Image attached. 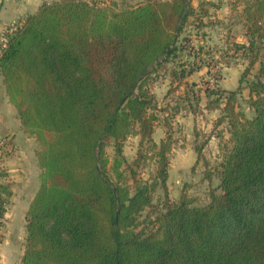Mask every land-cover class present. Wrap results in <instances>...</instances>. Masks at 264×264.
<instances>
[{
    "label": "trees",
    "instance_id": "trees-1",
    "mask_svg": "<svg viewBox=\"0 0 264 264\" xmlns=\"http://www.w3.org/2000/svg\"><path fill=\"white\" fill-rule=\"evenodd\" d=\"M126 1H45L5 29L0 78L24 131L36 139L42 169L26 214L22 264H264V0H245L247 38L233 52L247 59L238 87L205 90L204 108L222 109L215 128L224 124L229 133L223 159L206 171L211 185L213 175L219 178L206 202L187 185L169 196L175 140L171 132L154 138L159 116L150 80L184 54L187 24L207 26L209 10L191 0ZM202 48L192 65L172 67L180 84L214 58ZM224 53L230 65L234 54L228 47ZM258 62L247 79L245 110L243 81ZM201 101L200 92L185 90L183 108L200 113ZM131 135L140 136L132 161L124 153ZM211 136L194 146L198 159ZM4 147L0 139V161ZM149 158L159 162L151 180L138 173ZM0 177L1 220L11 183ZM158 186L166 192L164 207L141 219L154 208Z\"/></svg>",
    "mask_w": 264,
    "mask_h": 264
},
{
    "label": "rangeland",
    "instance_id": "rangeland-1",
    "mask_svg": "<svg viewBox=\"0 0 264 264\" xmlns=\"http://www.w3.org/2000/svg\"><path fill=\"white\" fill-rule=\"evenodd\" d=\"M109 1V0H108ZM119 3L122 0H117ZM143 0H128L125 4L135 5ZM191 3L201 10L202 3L204 8L209 10L210 15L204 17L207 26L203 28L197 27L195 23L189 22L185 31L186 35L190 33V41L182 40V43L188 46L184 54L173 59L167 64L168 71L160 69L150 80L151 91L155 94L157 99V108L153 110L159 116V124L154 131V138L160 141L168 132L172 133L175 140L174 148L169 154V196L171 199L177 198L182 188L187 185L188 192L194 196H198L202 202L209 200V192L212 186L219 183V178L213 175V184L211 185L205 178L206 171H213L223 159L224 143L229 137L226 126L221 125L215 128L214 121L222 113V109L204 108L208 102L206 96V88L216 91L222 87L235 86L236 79L242 75L247 66V59L242 50H238L234 43H242L246 41V26L244 24V7L245 0H191ZM193 18V17H192ZM195 19V18H193ZM192 21V20H191ZM228 45V46H227ZM203 46L202 53L214 58H208L206 64L202 69L193 72L184 78L181 84L179 78H173L171 75L172 67L181 68L192 65L196 59L197 51ZM193 47V49H191ZM228 47V53L234 54L230 65H227L228 56L221 57V53ZM226 48V49H225ZM225 49V50H224ZM192 52V55H190ZM196 52V53H195ZM230 58V59H232ZM198 59V58H197ZM264 61V58H263ZM260 63H256L252 68L251 73L246 75L243 81V97L240 99L241 107L248 110V105L245 99L248 97L249 90L247 88V79H252L253 74L258 71ZM264 77V76H263ZM185 90L192 96V91L200 92L202 94V101L200 107L202 112L193 113L185 108L184 96ZM224 96V95H223ZM218 97L217 94L211 95L213 101ZM221 99V98H220ZM222 101L224 100L221 99ZM221 102V106H223ZM208 107V106H206ZM173 114V116L171 115ZM166 121L170 122V126H166ZM218 132L221 135H218ZM207 142L201 159L195 158L194 146L196 143L200 144L206 140L207 136L211 135ZM34 147L36 146V139L33 137ZM139 135H131L125 141L124 153L128 160L132 161L137 157L139 149ZM35 151V148H34ZM107 152L111 158L114 157L113 146L107 148ZM8 151L4 149V155ZM152 153V151H151ZM197 155V152H196ZM0 172L4 173L7 181L11 183V194L7 196V211L10 213L11 224L6 226V218L0 220L1 238L4 232L9 229L8 236L9 243H15V247L20 244L21 250L23 241L26 237V214L27 208L33 192L38 189L40 180V171L37 158L33 156L30 160V166L25 171L16 169L14 176H9L6 168H3L4 156L1 157ZM158 158L148 159V162L138 168V173L144 179H150L156 175L159 166ZM195 159V160H194ZM209 164L205 166V163ZM15 167V166H14ZM20 172V173H19ZM19 173V174H18ZM38 178V180H37ZM7 182V183H8ZM37 188V189H36ZM165 190L158 186L155 190L154 208H148L141 219L150 212L152 218H155L158 212L164 207L166 202ZM147 227H152L153 223L147 219L145 221ZM25 235V236H24ZM1 241V239H0ZM25 246V241H24ZM3 253H0V264H6V261L17 258L20 260V253L13 250V246H5ZM14 258V259H15ZM20 264V263H19ZM22 264V262H21Z\"/></svg>",
    "mask_w": 264,
    "mask_h": 264
},
{
    "label": "crops",
    "instance_id": "crops-1",
    "mask_svg": "<svg viewBox=\"0 0 264 264\" xmlns=\"http://www.w3.org/2000/svg\"><path fill=\"white\" fill-rule=\"evenodd\" d=\"M45 1L52 0H0V35L1 33L12 23L18 22L24 19L29 13L37 12L40 6ZM239 78L236 79L235 86L223 87L225 89H236L239 85ZM163 138V137H162ZM0 139L5 141V147L8 151L7 155L4 156L3 166L9 172V176H14L16 169L25 171L27 166H30V160L33 156L36 158L34 151V140L33 137L29 136L22 126L21 120L18 116L16 107L10 102L8 94L6 92L3 81L0 78ZM195 151V150H194ZM195 158L196 151L194 152ZM195 160V159H194ZM15 166V167H14ZM42 170L40 171L41 174ZM20 173V172H19ZM18 173V174H19ZM2 178L0 177V180ZM38 180V178H37ZM40 180V177H39ZM37 189V188H36ZM35 190L31 196L30 201L35 195ZM30 204V202H29ZM29 207V206H28ZM28 209V208H27ZM9 211V210H8ZM6 212V226L9 228L11 224L10 213ZM4 236L0 241V253L4 252L7 246L10 248L13 246L14 251L20 253V260L17 262V258H13L10 261H6V264H21V257L24 253V241L21 250L20 244L15 247V243H9L8 236L10 235L9 229L4 232ZM25 236V235H24ZM10 246V247H9Z\"/></svg>",
    "mask_w": 264,
    "mask_h": 264
},
{
    "label": "built area",
    "instance_id": "built-area-1",
    "mask_svg": "<svg viewBox=\"0 0 264 264\" xmlns=\"http://www.w3.org/2000/svg\"><path fill=\"white\" fill-rule=\"evenodd\" d=\"M16 26V22H12L8 27L7 29H13L14 27ZM6 41H7V36L5 34V30L1 33L0 35V53H1V46L2 45H5L6 44ZM1 153V152H0Z\"/></svg>",
    "mask_w": 264,
    "mask_h": 264
}]
</instances>
